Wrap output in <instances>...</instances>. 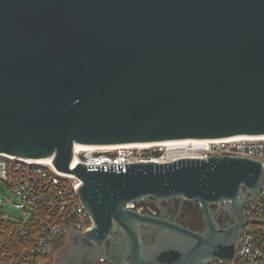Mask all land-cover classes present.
Here are the masks:
<instances>
[{
    "label": "water",
    "instance_id": "obj_1",
    "mask_svg": "<svg viewBox=\"0 0 264 264\" xmlns=\"http://www.w3.org/2000/svg\"><path fill=\"white\" fill-rule=\"evenodd\" d=\"M236 136H264V0H0V154L51 159L95 222L57 264L231 261L261 160L73 159L75 145ZM176 199L199 204L200 226L165 211Z\"/></svg>",
    "mask_w": 264,
    "mask_h": 264
},
{
    "label": "built area",
    "instance_id": "obj_2",
    "mask_svg": "<svg viewBox=\"0 0 264 264\" xmlns=\"http://www.w3.org/2000/svg\"><path fill=\"white\" fill-rule=\"evenodd\" d=\"M194 141L205 142L200 144V150L167 145L123 146L115 150L83 145L76 148L75 145L73 162L104 165L141 161L164 163L186 157L234 154L256 158L264 164V139ZM182 149H190L192 154H176ZM170 153L175 154L170 157ZM1 181L14 194L13 204L24 218H17L8 226V221L1 215L0 264H47L46 257L61 237L90 230L95 224L75 191L79 180L59 172L52 162L0 154ZM245 213L251 221L241 229L234 258L200 264H264V249L257 243L251 225L254 219L264 220V190L258 202L249 204ZM97 264L110 263L101 260Z\"/></svg>",
    "mask_w": 264,
    "mask_h": 264
},
{
    "label": "flooded vegetation",
    "instance_id": "obj_3",
    "mask_svg": "<svg viewBox=\"0 0 264 264\" xmlns=\"http://www.w3.org/2000/svg\"><path fill=\"white\" fill-rule=\"evenodd\" d=\"M165 207H166V212H172V213H178L179 211L181 212V219L191 225H195V226H200V207L199 204L195 201H190V200H185L183 203H181V201L179 199L170 201L168 203H165ZM218 205L214 204L212 205L213 209H217ZM248 207V205H247ZM246 207V208H247ZM245 208V210H246ZM153 213H158L155 210H151ZM219 220L221 223L225 224L229 221H233V216L225 211L223 208L221 210L220 216H219ZM86 244H89L88 242H86ZM107 245L109 246L110 243H107Z\"/></svg>",
    "mask_w": 264,
    "mask_h": 264
},
{
    "label": "bare ground",
    "instance_id": "obj_4",
    "mask_svg": "<svg viewBox=\"0 0 264 264\" xmlns=\"http://www.w3.org/2000/svg\"><path fill=\"white\" fill-rule=\"evenodd\" d=\"M258 139H264V136H236V137H230V138H224V139H212L214 141L216 140H225V141H236V140H258ZM196 139H186V140H176V141H164V142H155V143H145V144H127V145H116V146H93L94 148L99 149H111L115 150L117 148L123 147V146H129V147H143V146H155V145H167V146H181L184 148H191L194 150H200L201 145L203 142L194 141ZM200 140V139H197ZM194 142V145H192ZM80 145H76V148H79ZM187 150H180L181 152H176V154H192ZM175 153H170V157L174 156ZM46 161L51 162V159H47Z\"/></svg>",
    "mask_w": 264,
    "mask_h": 264
},
{
    "label": "rangeland",
    "instance_id": "obj_5",
    "mask_svg": "<svg viewBox=\"0 0 264 264\" xmlns=\"http://www.w3.org/2000/svg\"><path fill=\"white\" fill-rule=\"evenodd\" d=\"M9 199L8 201L6 199ZM16 198L11 190L7 187L6 183L0 182V220L5 219L8 222H15L17 218H24V214L15 208L13 201ZM66 248V247H65ZM63 255L59 254L56 256V261ZM47 264H52L50 258L46 257Z\"/></svg>",
    "mask_w": 264,
    "mask_h": 264
},
{
    "label": "trees",
    "instance_id": "obj_6",
    "mask_svg": "<svg viewBox=\"0 0 264 264\" xmlns=\"http://www.w3.org/2000/svg\"><path fill=\"white\" fill-rule=\"evenodd\" d=\"M8 226H10L11 222H7ZM253 233L256 237L257 243L263 247L264 249V220L263 219H254L251 222ZM67 244V238L65 236L60 238V242L54 248V250L47 257L50 258L52 264H57L56 256L62 254Z\"/></svg>",
    "mask_w": 264,
    "mask_h": 264
}]
</instances>
